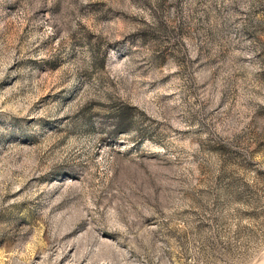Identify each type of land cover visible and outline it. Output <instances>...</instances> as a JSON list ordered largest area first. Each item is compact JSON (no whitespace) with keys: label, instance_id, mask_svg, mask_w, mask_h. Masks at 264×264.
Segmentation results:
<instances>
[{"label":"rangeland","instance_id":"rangeland-1","mask_svg":"<svg viewBox=\"0 0 264 264\" xmlns=\"http://www.w3.org/2000/svg\"><path fill=\"white\" fill-rule=\"evenodd\" d=\"M0 264H264V0H0Z\"/></svg>","mask_w":264,"mask_h":264}]
</instances>
